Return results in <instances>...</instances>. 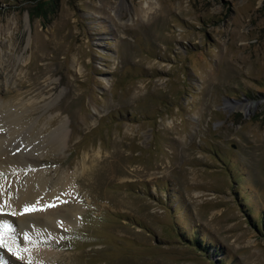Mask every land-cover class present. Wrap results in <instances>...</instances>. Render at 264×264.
Returning a JSON list of instances; mask_svg holds the SVG:
<instances>
[{
    "label": "rangeland",
    "instance_id": "374dc122",
    "mask_svg": "<svg viewBox=\"0 0 264 264\" xmlns=\"http://www.w3.org/2000/svg\"><path fill=\"white\" fill-rule=\"evenodd\" d=\"M0 110L74 184L57 264H264V0H0Z\"/></svg>",
    "mask_w": 264,
    "mask_h": 264
},
{
    "label": "bare ground",
    "instance_id": "6f19581e",
    "mask_svg": "<svg viewBox=\"0 0 264 264\" xmlns=\"http://www.w3.org/2000/svg\"><path fill=\"white\" fill-rule=\"evenodd\" d=\"M256 104L242 103L240 108ZM17 116L14 111L0 110V173L8 176L0 179V240L20 258L0 247V264H57V253L38 243L51 242L62 229L75 225L81 208L72 180L66 176L51 179L33 156L30 130L23 128ZM64 127L60 124L49 136L56 148L64 144ZM50 203L56 206L21 215L25 205L40 209ZM14 230H19L17 241L11 234Z\"/></svg>",
    "mask_w": 264,
    "mask_h": 264
},
{
    "label": "snow or ice",
    "instance_id": "6c2138e0",
    "mask_svg": "<svg viewBox=\"0 0 264 264\" xmlns=\"http://www.w3.org/2000/svg\"><path fill=\"white\" fill-rule=\"evenodd\" d=\"M55 206L56 205L50 203V204L44 205V206H42V208L38 209L35 205H32V206L25 205L21 215L29 214V213L34 212V211L44 210L48 207H55ZM0 247H5L8 252L15 255L18 259L20 258V256L16 252H14L11 247H7L2 240H0Z\"/></svg>",
    "mask_w": 264,
    "mask_h": 264
},
{
    "label": "trees",
    "instance_id": "16d2710c",
    "mask_svg": "<svg viewBox=\"0 0 264 264\" xmlns=\"http://www.w3.org/2000/svg\"><path fill=\"white\" fill-rule=\"evenodd\" d=\"M193 244L196 245V246H201V247H203V245L200 243L199 240H194V241H193Z\"/></svg>",
    "mask_w": 264,
    "mask_h": 264
}]
</instances>
